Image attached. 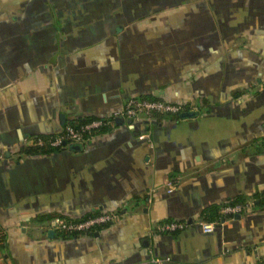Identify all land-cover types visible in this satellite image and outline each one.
<instances>
[{"label":"crops","instance_id":"obj_1","mask_svg":"<svg viewBox=\"0 0 264 264\" xmlns=\"http://www.w3.org/2000/svg\"><path fill=\"white\" fill-rule=\"evenodd\" d=\"M130 98L197 115L29 153ZM0 152V264L263 263L264 0H0ZM100 212L117 219L49 229Z\"/></svg>","mask_w":264,"mask_h":264},{"label":"built area","instance_id":"obj_2","mask_svg":"<svg viewBox=\"0 0 264 264\" xmlns=\"http://www.w3.org/2000/svg\"><path fill=\"white\" fill-rule=\"evenodd\" d=\"M184 106L178 104L166 103L159 100H150L146 98H130L123 108L115 111L112 117L106 119H95L80 123L76 126H66L63 133L58 136H51L45 139L35 138L31 140V146L35 149H57L66 143L81 144L86 140L99 135L102 130L113 127L117 119L131 122H140L150 120L155 116H175L183 113ZM5 158V154L0 152V162ZM168 190L173 191V181L167 182ZM253 208L251 202H239L227 204L221 209V215L236 217L241 216ZM117 215L113 212H100L80 220H67L65 218L55 217L51 219L49 229L64 234H82L94 229L103 227L114 222ZM197 225L203 234L212 233L217 227V222L199 221ZM187 223L178 221H166L157 227L159 233H173L185 230ZM261 264H264L261 263Z\"/></svg>","mask_w":264,"mask_h":264},{"label":"water","instance_id":"obj_3","mask_svg":"<svg viewBox=\"0 0 264 264\" xmlns=\"http://www.w3.org/2000/svg\"><path fill=\"white\" fill-rule=\"evenodd\" d=\"M197 115V113H192V112H186V113H183V114H180L179 115V119H185V118H190V117H195ZM64 145V147L67 145L66 143H64L63 144ZM71 148L72 149H77V150H79L80 149V147H79V145H71Z\"/></svg>","mask_w":264,"mask_h":264},{"label":"trees","instance_id":"obj_4","mask_svg":"<svg viewBox=\"0 0 264 264\" xmlns=\"http://www.w3.org/2000/svg\"><path fill=\"white\" fill-rule=\"evenodd\" d=\"M146 99L155 100V99H152V98H146ZM178 116H179V115H175L174 117H175V118H178ZM155 117H163V116H155ZM91 120H92V119H89V120H86V121L88 122V121H91ZM86 121H81V122H79V124H80V123H83V122H86ZM103 131H105V129L102 130V132H103ZM60 148H61V147H60ZM60 148H59V149H60ZM33 150H34V149H33ZM57 150H58V149H57ZM36 151H38V153H39V152H43L44 150H43V151H40V150L36 149V150H34V151H30L29 153H34V152H36ZM235 203H239V202L237 201V202H235ZM231 204H234V203H231Z\"/></svg>","mask_w":264,"mask_h":264}]
</instances>
